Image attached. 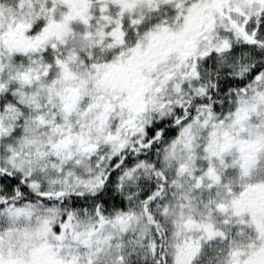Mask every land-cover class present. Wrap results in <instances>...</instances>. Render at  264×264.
<instances>
[{"label":"snow or ice","instance_id":"6c2138e0","mask_svg":"<svg viewBox=\"0 0 264 264\" xmlns=\"http://www.w3.org/2000/svg\"><path fill=\"white\" fill-rule=\"evenodd\" d=\"M0 264H264V0H0Z\"/></svg>","mask_w":264,"mask_h":264}]
</instances>
